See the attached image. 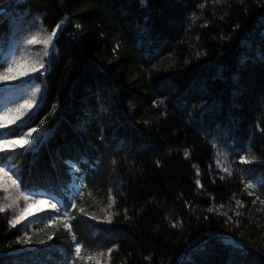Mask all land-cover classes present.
I'll use <instances>...</instances> for the list:
<instances>
[{
	"label": "trees",
	"instance_id": "obj_1",
	"mask_svg": "<svg viewBox=\"0 0 264 264\" xmlns=\"http://www.w3.org/2000/svg\"><path fill=\"white\" fill-rule=\"evenodd\" d=\"M0 10V73L20 32L44 38L64 21L38 62L47 71L0 84V111L37 92L7 130L30 125L32 142L0 163L68 212H24L0 188V264H264V0Z\"/></svg>",
	"mask_w": 264,
	"mask_h": 264
},
{
	"label": "snow or ice",
	"instance_id": "obj_2",
	"mask_svg": "<svg viewBox=\"0 0 264 264\" xmlns=\"http://www.w3.org/2000/svg\"><path fill=\"white\" fill-rule=\"evenodd\" d=\"M63 23L64 21H61L51 31V34L49 35L48 39L44 41L46 47L53 45V38L56 37L58 34V31L62 29ZM27 43L34 44L36 43V41L35 39H31V40H28ZM44 54L45 56H48L50 53L48 51H45ZM41 70L47 71L46 64L43 61H41L38 65L33 64L31 66H24L18 63L17 61L13 60L11 63H9L8 67L5 68L3 73H0V84L15 81L21 75L27 76L30 71L31 72H41V74H43ZM33 95H35V93ZM31 105H32V101H25L22 105L17 106V108L15 109H8V111L4 113V116L0 117V119H3V123H0V128H4L6 123L8 122L6 119V117L8 116V113H14L11 117V122L15 124L16 121L21 120V118L24 115H26V113L23 110L31 108ZM29 119H32V117H29ZM27 127H28L27 132H24V131L16 132L15 130L10 131V135L17 137L16 140L10 141L6 137L0 138V150H2V146L7 143H11L13 144L14 147H20V148H23L24 145H27L29 143L30 138H33V133L36 132V129L32 128L30 125H27ZM4 159H7V157H4ZM240 159H241V163H247V161L244 159L243 156H241ZM197 183L199 184V181H197ZM22 184H23V180L16 172H13L7 165L0 163V188H2L5 192H7L10 188L15 189L19 193V195L25 200V202L29 204V206L31 204L39 202L33 199L30 193L26 195L24 192L20 191ZM248 186L251 187V185H248ZM261 186L264 187V180L261 181ZM237 203L239 204L240 201H237ZM262 203H264V201H262ZM50 206L54 213L63 215L65 219L68 218V212H67L66 207L63 213H61V209L55 203L51 204ZM109 206L111 207V205ZM72 207H75V205L73 204ZM3 211L4 209L0 208V212H3ZM26 211H27V208L24 209V212ZM209 211H211V209H209ZM56 219H57V215H51L49 217L50 222H54ZM19 222H20L19 219L14 221V223H19ZM109 222H110V218H109ZM175 226L176 225H173V227ZM65 227L69 228L70 230L69 225L66 224ZM73 242L75 244V252L79 253L81 251V245L79 243H76L75 236H73ZM25 243H28V241H25ZM109 252H111V249H109ZM69 259H71V256H69Z\"/></svg>",
	"mask_w": 264,
	"mask_h": 264
},
{
	"label": "rangeland",
	"instance_id": "obj_3",
	"mask_svg": "<svg viewBox=\"0 0 264 264\" xmlns=\"http://www.w3.org/2000/svg\"><path fill=\"white\" fill-rule=\"evenodd\" d=\"M48 37L49 36H45L44 38H41L39 33H36V32H35V34H25V36L22 35L21 38H19L18 42L16 43V46L14 47L13 52L10 53L9 62L7 64L9 65V63H11L13 60H15V61H17L18 63H20V64H22L24 66H31L33 64L38 65V59H39L40 52L44 53L46 50L48 51V47H46V45L44 43V41H46L48 39ZM31 39H35L36 43L28 44L27 41L31 40ZM33 46H36L37 50L33 51V48H32ZM8 65H7V67H8ZM23 77H24V75H21L16 80L22 79ZM13 82L14 81H11L10 83H13ZM8 83H5V84H8ZM24 96L26 97L25 99L27 101H30V96L31 95H30L29 92L24 94ZM23 103H21L20 105H22ZM15 108H17V106L12 107V108L9 107L8 109H15ZM7 111L8 110L2 111L3 115L0 114V117H3L4 113L7 112ZM23 111H25V109ZM25 113H26V115H24L21 118V120L16 121V123L21 122L28 115L27 112H25ZM13 114L14 113H8V116L6 117V119L8 121L6 123V126L13 124L11 122V117H12ZM0 123H3V119H0ZM8 140L12 141V140H16V139H8ZM31 142H32V140L30 139L29 143L27 145H24V147L29 146V144ZM18 148H20V147H14L13 144L7 143V144H4L2 146V150H0V151H9V150L18 149ZM72 186L75 187V184L72 183ZM50 207L51 206L48 205L45 201H39L37 203L31 204L30 206H29L28 203L26 205V208H27L28 212L40 211L42 209H47V208H50Z\"/></svg>",
	"mask_w": 264,
	"mask_h": 264
}]
</instances>
